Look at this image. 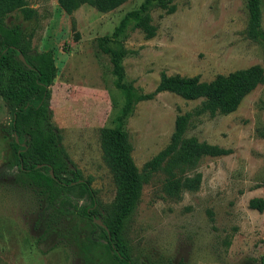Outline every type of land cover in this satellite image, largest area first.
Instances as JSON below:
<instances>
[{
  "label": "rangeland",
  "instance_id": "1",
  "mask_svg": "<svg viewBox=\"0 0 264 264\" xmlns=\"http://www.w3.org/2000/svg\"><path fill=\"white\" fill-rule=\"evenodd\" d=\"M144 1L127 0L108 13L84 5L67 15L57 0H26L35 16L25 20L16 13L11 18L22 24L29 55L52 53L57 74L45 128L61 133V145L76 168L83 178H92L93 209L98 211L113 202L116 191L99 130L112 126L123 104L110 56L101 52L98 41L110 36L125 14ZM174 3L173 14L151 10L155 37L146 39L129 27L117 44H111L129 51L122 61L126 83L151 93L162 73L209 82L253 65L264 69V42L246 36L245 0ZM261 7L264 31V0ZM199 105L164 92L134 107L125 130L139 170L169 143L177 115ZM259 131L264 132V83L235 112L193 119L187 138L232 153L203 158L188 174L201 175L199 188L184 191L178 200L163 193L162 174L143 186L123 231L134 263L264 264V212L248 207L251 199L264 198V138ZM14 138L12 111L0 97V264H117L97 223L73 212L91 205L86 195L66 192L60 217L52 219L37 192L21 183Z\"/></svg>",
  "mask_w": 264,
  "mask_h": 264
},
{
  "label": "trees",
  "instance_id": "2",
  "mask_svg": "<svg viewBox=\"0 0 264 264\" xmlns=\"http://www.w3.org/2000/svg\"><path fill=\"white\" fill-rule=\"evenodd\" d=\"M57 1L59 7L71 15L84 5L108 13L127 0ZM174 2L145 0L137 9L125 14L110 36H104L98 41L101 52L110 56L114 86L123 97L121 108L112 118V126L99 130L100 147L110 167L116 191L113 202L98 211L93 209L96 193L91 188L92 178H83L76 168L61 145V133L45 128L50 88L57 74L52 53L29 55L30 44L24 40L22 24L11 20L16 13L28 20L36 12L28 8L26 0H0V97L12 111V131L18 138V142L15 138L12 141L18 178L25 187L37 192L46 204L44 210L50 211L52 219L60 217L59 210L66 192L77 191L80 198L86 195L91 205L81 206L73 212L93 222L97 217H102L101 222L105 228L97 226L107 242V250L114 255L117 264H136L131 258L123 231L136 210L146 183L162 174L163 193L178 200L184 191L199 188L201 175L188 174L196 170L203 158L228 156L232 153L230 149L199 142L194 137L187 138L185 134L193 119L202 115L213 118L235 112L243 99L264 83V69L259 65L219 74L209 82L201 81L198 76H169L162 73L158 85L151 93H143L126 83L122 61L129 51L122 47L114 48L111 44H117L129 27L139 30L146 39L155 37L157 28L152 24L151 10L155 7L166 14H173L176 11ZM245 7L248 18L246 36L253 42L263 43L261 0H245ZM72 25L74 27V22ZM19 54L24 56L30 68L20 62ZM164 92L175 94L186 101H199L200 105L190 112L177 115L169 143L139 170L132 158L133 148L125 123L138 103L151 101ZM259 135L264 138V132L259 131ZM248 207L263 213L264 198L251 199ZM53 222L57 224V220ZM177 264L185 263L179 261Z\"/></svg>",
  "mask_w": 264,
  "mask_h": 264
},
{
  "label": "water",
  "instance_id": "3",
  "mask_svg": "<svg viewBox=\"0 0 264 264\" xmlns=\"http://www.w3.org/2000/svg\"><path fill=\"white\" fill-rule=\"evenodd\" d=\"M18 57H19L20 62L23 65H25L27 68H30V66L27 64V62H26V60H25V58H24V56L22 54H19ZM15 141L18 142V138H17L16 135H15ZM50 175L53 178V172H52V170H50ZM95 222L97 223L98 226H101V227H104L105 228V226L102 224V222L99 219H95Z\"/></svg>",
  "mask_w": 264,
  "mask_h": 264
},
{
  "label": "flooded vegetation",
  "instance_id": "4",
  "mask_svg": "<svg viewBox=\"0 0 264 264\" xmlns=\"http://www.w3.org/2000/svg\"><path fill=\"white\" fill-rule=\"evenodd\" d=\"M21 145H23V144H21Z\"/></svg>",
  "mask_w": 264,
  "mask_h": 264
}]
</instances>
